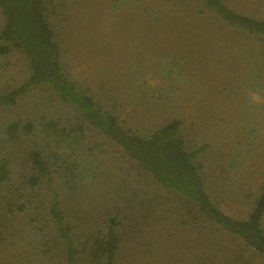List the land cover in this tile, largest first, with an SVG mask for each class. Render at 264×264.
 I'll return each instance as SVG.
<instances>
[{
	"label": "rangeland",
	"instance_id": "1",
	"mask_svg": "<svg viewBox=\"0 0 264 264\" xmlns=\"http://www.w3.org/2000/svg\"><path fill=\"white\" fill-rule=\"evenodd\" d=\"M264 20V0H221ZM65 72L138 133L173 118L200 149L208 191L225 213L246 218L264 179V36L221 22L199 0H51ZM3 25L0 13V29ZM26 59L0 55V95L25 83ZM46 85L0 105V264H65L51 234L53 189L72 230H106L115 264H264L215 224L168 206L151 176ZM79 184L31 185V153ZM56 186V187H54ZM139 201L154 203V211Z\"/></svg>",
	"mask_w": 264,
	"mask_h": 264
},
{
	"label": "trees",
	"instance_id": "2",
	"mask_svg": "<svg viewBox=\"0 0 264 264\" xmlns=\"http://www.w3.org/2000/svg\"><path fill=\"white\" fill-rule=\"evenodd\" d=\"M216 17L227 25L246 32L264 36V20L239 13L221 0H199ZM3 25L0 29V55L16 51L28 64L29 75L25 83L7 95H0V105L10 104L24 90L37 85L49 86L57 99L69 106L70 112L87 127L96 128L103 136L118 146L144 174L151 176L161 189V199L168 208L163 213L184 211L195 220L215 224L220 230L239 238L243 244L264 257V179L258 192L249 200L246 218L225 213L211 198L199 161L200 149L189 145L177 118L161 123L147 133H138L123 125L120 105L115 109L99 103L89 88L72 80L65 72L60 56L52 18L51 0H0ZM49 166L38 152L31 153L34 173L31 185L61 179L68 191L78 183L74 176L60 172L62 160ZM4 172L0 166V173ZM55 183V182H54ZM44 185V184H43ZM56 187V186H54ZM154 211L151 201H139ZM54 232L51 240L57 242L64 254L65 264H115V252L120 242L114 228L115 217L110 216L106 230L80 229L81 239L60 208L59 194L53 189L48 206Z\"/></svg>",
	"mask_w": 264,
	"mask_h": 264
}]
</instances>
